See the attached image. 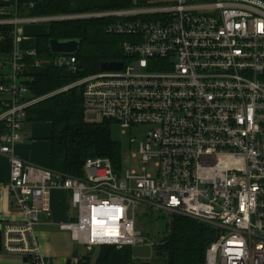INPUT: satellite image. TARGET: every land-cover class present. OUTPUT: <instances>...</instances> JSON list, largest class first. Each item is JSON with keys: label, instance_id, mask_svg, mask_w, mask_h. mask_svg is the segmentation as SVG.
<instances>
[{"label": "built area", "instance_id": "built-area-1", "mask_svg": "<svg viewBox=\"0 0 264 264\" xmlns=\"http://www.w3.org/2000/svg\"><path fill=\"white\" fill-rule=\"evenodd\" d=\"M128 6L28 15L35 2L0 0L13 51L0 57V155L10 161L7 189L22 213L1 227L2 248L42 264L36 226L52 214L51 193L69 192L72 220L59 228L88 251L149 244L137 227L150 205L216 228L206 264H264V0H130ZM104 19L126 36L120 70H99L51 93L32 96L24 74V25ZM53 63L78 72L75 54ZM81 87L87 123L146 126L140 170L123 172L109 157L86 158L81 176L57 172L14 153L27 109ZM136 139L130 137V143Z\"/></svg>", "mask_w": 264, "mask_h": 264}, {"label": "trees", "instance_id": "trees-1", "mask_svg": "<svg viewBox=\"0 0 264 264\" xmlns=\"http://www.w3.org/2000/svg\"><path fill=\"white\" fill-rule=\"evenodd\" d=\"M34 1L35 6L25 11L28 15L53 14L73 11L95 10L128 6L130 0H23ZM104 19L52 22L47 34L37 36L36 58H26L25 81L32 96L51 93L77 78L97 72L104 61L124 58L120 44L126 36L105 31ZM12 27L2 28L0 57L13 51ZM77 39L80 41L76 56L80 70L71 72L66 67L53 63L56 54L50 51V39ZM3 82L0 69V83ZM28 121L51 123L49 168L72 176L83 174V165L88 157H109L116 168L122 159V146L113 138L112 123L91 124L84 120L83 94L81 87L49 96L27 109ZM1 133V129H0ZM163 214V213H162ZM166 216L163 214L162 216ZM164 236L154 245L155 262L136 261L131 246L116 248L101 246L98 262L102 264H206V250L216 239L212 225L183 215H173L166 222Z\"/></svg>", "mask_w": 264, "mask_h": 264}, {"label": "crops", "instance_id": "crops-1", "mask_svg": "<svg viewBox=\"0 0 264 264\" xmlns=\"http://www.w3.org/2000/svg\"><path fill=\"white\" fill-rule=\"evenodd\" d=\"M40 24H45V26L43 27ZM49 26L48 23L24 25L26 37L19 44V48L23 51L36 49L37 36L47 34ZM37 27H41V30H37ZM31 36H33L32 39H30ZM21 133L23 141L14 145V153L24 160L48 166L51 151L49 141L51 123L47 121H28L26 119ZM9 177V158L0 155V228L8 221L22 219V213L16 203L15 195L6 187ZM51 208L52 214L50 216L40 213V221L36 226V233L43 254L42 264H102L98 262L101 247H98V254L92 256L91 253L97 247L92 251H88L85 246V249H81L80 246L82 245L72 238L69 231L59 228V222L72 220L76 216L75 209L69 203V192L54 190L51 193ZM0 264L32 263L23 257L6 252L0 246Z\"/></svg>", "mask_w": 264, "mask_h": 264}, {"label": "rangeland", "instance_id": "rangeland-1", "mask_svg": "<svg viewBox=\"0 0 264 264\" xmlns=\"http://www.w3.org/2000/svg\"><path fill=\"white\" fill-rule=\"evenodd\" d=\"M97 10V9H95ZM43 27L45 24H40ZM37 30H41V27H37ZM33 36L30 37L32 39ZM29 124V123H28ZM146 126H136L132 132H123L122 128L117 123H112V135L113 138L120 142L122 146V159L120 168L123 172L128 169L140 170L142 164L139 161V155L134 156L137 153V146L140 141L146 139ZM130 137L136 139L135 143H130ZM166 216L163 218V214ZM173 215L164 211L153 208L150 205L138 206L137 208V227L149 244H138L132 246L133 257L135 260L155 262L156 257L154 253V245L160 238L164 236L167 230L166 222L172 218ZM81 249H85L84 246H80ZM99 248L97 247L91 254L97 255Z\"/></svg>", "mask_w": 264, "mask_h": 264}, {"label": "water", "instance_id": "water-1", "mask_svg": "<svg viewBox=\"0 0 264 264\" xmlns=\"http://www.w3.org/2000/svg\"><path fill=\"white\" fill-rule=\"evenodd\" d=\"M50 51L53 54H75L80 47V41L77 39L60 40L52 38L49 41ZM123 63L121 61H104L100 65V70H120ZM2 233L0 228V246H1ZM28 260L27 257L24 258ZM70 263V261H69Z\"/></svg>", "mask_w": 264, "mask_h": 264}]
</instances>
